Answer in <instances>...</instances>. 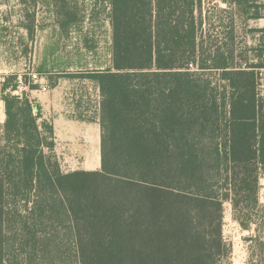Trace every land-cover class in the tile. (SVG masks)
<instances>
[{
    "label": "trees",
    "instance_id": "trees-1",
    "mask_svg": "<svg viewBox=\"0 0 264 264\" xmlns=\"http://www.w3.org/2000/svg\"><path fill=\"white\" fill-rule=\"evenodd\" d=\"M222 1L246 3V19L264 7ZM202 5L109 0L111 65L87 76L101 97L97 170L62 171L53 122L20 90L37 85L3 76L0 264L14 245L28 254L62 246L77 264H231L225 202L243 229L254 225L250 258L264 264V60L238 56L232 16L207 43ZM205 69L219 71L221 87Z\"/></svg>",
    "mask_w": 264,
    "mask_h": 264
},
{
    "label": "rangeland",
    "instance_id": "rangeland-1",
    "mask_svg": "<svg viewBox=\"0 0 264 264\" xmlns=\"http://www.w3.org/2000/svg\"><path fill=\"white\" fill-rule=\"evenodd\" d=\"M249 2L264 6V0ZM245 8L246 3L240 6L203 0L202 33L207 43L216 40L221 31L218 20L224 16L229 26L227 18L232 16L238 56H247L250 62L264 60V34L254 31L264 28V7L256 19H246ZM109 15V0H0V82L4 75L15 73L37 85L31 90L21 86L20 90L28 92L40 105L43 117L60 132L53 152L64 172L80 168L95 149L100 164V126L94 131L90 126L91 122L99 124L101 97L97 84L87 76L111 65ZM260 52L262 58L256 55ZM259 70L257 91L264 96V68ZM199 72L219 87L224 83L216 69ZM3 121L0 99V124ZM259 200L264 203V176L259 180ZM254 228L243 229L233 218L230 204L224 203L222 235L231 246V264H254L250 258V238L258 234ZM52 232L62 235L54 229ZM259 238H264V231ZM54 250L28 254L14 245L7 248L5 257L7 264H29V260L41 264L45 259L55 264H77L71 249L60 246Z\"/></svg>",
    "mask_w": 264,
    "mask_h": 264
},
{
    "label": "crops",
    "instance_id": "crops-1",
    "mask_svg": "<svg viewBox=\"0 0 264 264\" xmlns=\"http://www.w3.org/2000/svg\"><path fill=\"white\" fill-rule=\"evenodd\" d=\"M92 124H91V126H90V128L91 129H93V131L94 130H96L97 128L96 127H98V123H96V122H91ZM54 131H55V136L57 137V136H59V131H58V129L57 128H55L54 127ZM59 132V133H58ZM55 147H56V140H55ZM55 147H54V149H55ZM97 149H95V150H93V151H90V154H89V156H87V158H88V162H84L83 164H82V166L80 167V168H78V169H84V170H97V169H99L100 167V164L98 163V155H97V151H96ZM99 167V168H98Z\"/></svg>",
    "mask_w": 264,
    "mask_h": 264
},
{
    "label": "built area",
    "instance_id": "built-area-1",
    "mask_svg": "<svg viewBox=\"0 0 264 264\" xmlns=\"http://www.w3.org/2000/svg\"><path fill=\"white\" fill-rule=\"evenodd\" d=\"M35 77V75H33Z\"/></svg>",
    "mask_w": 264,
    "mask_h": 264
}]
</instances>
